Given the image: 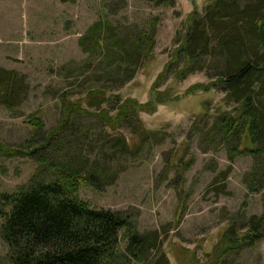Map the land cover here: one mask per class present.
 Masks as SVG:
<instances>
[{"label":"rangeland","instance_id":"1","mask_svg":"<svg viewBox=\"0 0 264 264\" xmlns=\"http://www.w3.org/2000/svg\"><path fill=\"white\" fill-rule=\"evenodd\" d=\"M214 1L0 0V67L25 75L28 84L17 108L0 104V196L26 190L31 178H52L46 164L20 153L47 132L55 133L51 146L68 145L72 138V155L81 151L92 162L105 161L101 148L106 143L105 154L116 153L108 163L116 175L102 190L80 186L78 196L90 208L118 211L140 232L157 230L169 264H264V233L251 247L223 255L215 251L228 224L242 228L252 216L264 215V191L248 193L242 181L253 162L246 136L229 161L225 151L206 147V130L196 132L200 117L235 108L212 87L218 80L206 72L215 70L204 64L186 75V64L174 58L186 41L189 16L196 11L202 17ZM96 22L101 28L81 44ZM153 26L152 45L134 77L123 81L126 61L110 45ZM100 88L105 102L90 93ZM151 94L162 103L139 112L137 120L129 115L119 126H106L99 118L101 108L115 106L109 101L114 95L145 103ZM77 108L89 114L77 115ZM65 122L67 130L61 128ZM6 253L0 239V264H9Z\"/></svg>","mask_w":264,"mask_h":264},{"label":"trees","instance_id":"2","mask_svg":"<svg viewBox=\"0 0 264 264\" xmlns=\"http://www.w3.org/2000/svg\"><path fill=\"white\" fill-rule=\"evenodd\" d=\"M174 2L156 0L158 5H173ZM196 15L194 11L189 16L186 41L178 46L174 58L186 64L183 73L186 75L203 70L204 64L215 70V73L206 72L208 77L218 80L212 83V87L225 93L229 103L235 106L233 111L220 109L213 115L200 117L199 124L202 125H195L196 132L206 130L210 134L206 147L225 151L229 161L235 158L241 140L246 136L253 162L243 174L242 181L248 193L262 192L264 0H215L206 6L202 17ZM100 28L101 23H94L82 37L81 44L89 33ZM155 32L153 26L150 31H138L137 36L115 39L116 47L110 45L114 50L111 52L126 61L127 65L123 66L126 78L123 81L134 77L145 56V48L149 49L153 43ZM208 58L211 62L206 60ZM133 60L137 65L132 66ZM27 90L25 75L0 67L1 105L8 110L17 108L26 99ZM105 92L100 88L90 93L101 95V102H105L108 100ZM112 99L115 106L112 109L101 108L98 113L106 126H119L129 115L137 120L139 112H149L162 103L156 94H151L145 103L118 95L110 97L109 101ZM74 113L89 114L81 108ZM136 123L134 121L131 128H137ZM35 127L38 130L41 124L37 123ZM61 128H69L68 122L61 124ZM54 135L53 131L47 132L39 144L28 146V152L20 150V153L36 157L46 164L52 178H31L26 190L0 196V203L3 202L0 239L7 247L9 264H169L161 249L162 241L157 230L140 232L122 213L90 208L78 196L82 185L102 190L109 184L116 175L113 166H108L109 158L116 157V153L111 152L107 156L105 153L109 152L104 149L105 143L101 148L105 161L92 162L87 156L80 155L81 151L72 155L75 148L70 145L72 138L68 145L65 142V146H51L49 142ZM121 139L125 146L124 139ZM243 228L245 230L240 232ZM121 233L125 242L119 248ZM263 233L264 215L252 216L242 228L230 223L221 231L215 251L223 255L251 247L263 238Z\"/></svg>","mask_w":264,"mask_h":264}]
</instances>
